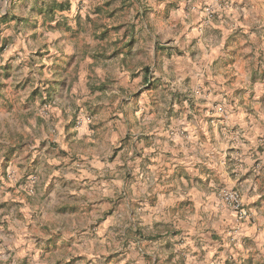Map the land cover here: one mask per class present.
<instances>
[{"label": "clouds", "instance_id": "clouds-1", "mask_svg": "<svg viewBox=\"0 0 264 264\" xmlns=\"http://www.w3.org/2000/svg\"><path fill=\"white\" fill-rule=\"evenodd\" d=\"M79 2L80 15L87 17L92 16V9L99 0ZM206 2L208 7L204 10L203 22L198 26L200 31L212 26V12L226 15V22L232 26L242 21L246 30L243 38L248 47L242 56L233 59L239 65L248 57V75L253 69L264 72V0ZM128 3L131 7L122 19L126 26L135 23L138 29H142L137 33L139 41L130 46L129 60L121 62L119 56L109 59L111 46L106 40L89 39L86 42L88 46L81 48L78 41L61 31L55 35L64 36V39L50 45L49 58L43 61L49 67L41 73V61L37 59L31 69L33 82L27 89L16 91L11 87L29 75V68L25 67L14 81L8 82L10 87L0 92V165L3 164L4 151L22 140L27 142V150L32 153L30 159L39 156L45 165L43 168L35 167L38 175L28 178L26 191L32 205V227L27 228V219H15L19 209L14 208L8 214L12 216L10 223L14 222L19 231L12 236L0 237L4 239V244L0 245V261L3 264L9 261L18 264L23 255L16 247L17 238L21 235L30 245L29 264H42L38 259L40 256H44L47 264H56L57 259L67 260L75 252L69 250L48 257L41 252L45 240L40 239V247L36 246L39 237L59 232L63 233L61 240H67L72 233L78 234L77 241L84 239L83 250L94 253L93 264H105V249L120 252L118 264H225V260L229 259L234 264H241L240 258L249 256L253 264H264V200L251 205V201L264 196V151H258L264 149V131L260 132V138L255 132L256 127L264 128V119H260L257 113L255 119L250 117L247 124L242 123L239 136L231 138L233 145L240 150L228 153L230 138L223 132L218 134L217 129L232 121L226 119L205 123L206 114L201 103L202 100L223 101L225 96L229 100H236L231 95L233 85L225 81L223 69L224 61L232 55L231 49L225 48L223 38L205 41L207 47H214L223 58L220 63H213L214 56L204 58L196 45H189L185 39L182 44L186 55L193 51L196 55L192 62L185 59V70L178 74L172 70L175 67L173 61L162 57L154 61L152 56L154 44L169 47L165 37L171 30L163 14L167 0L158 5L152 0H128ZM9 4L10 0H4L0 16L5 15ZM148 4L154 9L149 13L148 21L141 23L135 20L137 12H142ZM188 8L190 20L193 13L199 15L198 4L194 6L189 2ZM171 15L174 16L175 12ZM74 17L75 14L67 16V26L78 31V22ZM80 23L86 26L91 37L97 31L99 21L93 17V24H88L86 19ZM9 34L3 32L0 39ZM172 34L179 38L177 33ZM48 39H52L51 33ZM17 44L21 45L20 38H17ZM98 52L105 55L90 64L88 57ZM8 54L5 51L4 61H7ZM57 57L61 62L58 74L51 67ZM23 58L27 59L26 53ZM76 61L80 63L74 70ZM85 66L89 68L87 80L82 77ZM145 67L149 69L148 78L152 84L150 88L142 89L141 95L143 92L148 95L143 96V103H137V98L129 97L140 87V80L145 77ZM128 72L139 73V79L129 84ZM186 76L191 77V83H182ZM59 79H63V86L53 92L50 81ZM201 81L209 87L205 88ZM162 84L166 87H162ZM241 87L250 91L254 89L248 78L241 81ZM261 87L264 88V85ZM36 88H39V92L29 100V94ZM210 92L213 95L210 96ZM122 99L127 100L126 105L121 104ZM83 100L87 104H82ZM188 101H191V105ZM49 104L58 111L48 108ZM93 105L103 106L105 112L94 145L89 144V137L81 130L84 116L90 118L94 127L98 124L100 118L94 116L93 112H99L101 108L85 111ZM149 110L156 113L153 121L144 119ZM121 112L124 113L122 117L119 116ZM108 113H116L117 118H109ZM149 132L152 135H148ZM125 135L130 139L123 140V147L116 157L123 161L130 174L122 186L113 179V165L108 164L107 160L113 148V138H123ZM45 138L49 145L52 141L57 144L50 155H45L46 148L38 149L33 143ZM209 139L212 143L208 142ZM62 150L67 152V157ZM81 155H88L89 159L80 163L71 162ZM53 156L64 162L59 172L51 161ZM97 157L105 160L102 168ZM14 161L15 154L7 168L12 181L22 174ZM256 161L259 163L256 164ZM85 168L87 171L82 172ZM250 169L252 179L258 176L259 182L241 181V177ZM52 177L58 179L52 181ZM50 181L51 186L46 189L45 185ZM65 182H68L67 186H64ZM162 192L164 195H161ZM210 192L216 194L212 203L208 200ZM90 196L107 201L118 197L114 214L119 212L120 204L127 201L130 214L109 219L102 234L95 231V217L77 216L71 224H65L64 218L72 210L58 212V205L69 201L88 203ZM93 207L98 209L99 204H93ZM225 210L226 215H222ZM104 219L101 218L100 222L103 223ZM174 229H181L179 237L168 234ZM130 232L139 235L130 236ZM214 236L220 238L214 239ZM229 236L231 239H228ZM245 237L251 240L247 246ZM221 248L223 251H219L213 259L211 253Z\"/></svg>", "mask_w": 264, "mask_h": 264}, {"label": "rangeland", "instance_id": "rangeland-1", "mask_svg": "<svg viewBox=\"0 0 264 264\" xmlns=\"http://www.w3.org/2000/svg\"><path fill=\"white\" fill-rule=\"evenodd\" d=\"M61 2H69V8L65 10H57L55 20L52 21L47 17L45 13H40L38 6L42 4V0L36 2V0H10L9 7L6 13H9V17L16 16L17 18H10L8 22L2 21L0 18V34L7 31L9 35H4L0 39V92L10 87L9 81H14V78L19 75L23 68H29V75L21 80L19 83H13L12 88L16 91H24L32 84V66L35 65L37 59L41 61L40 71L41 73L45 68H48L49 65L43 63L46 59L49 58L48 53L50 51V45H56L61 40L64 39V36H56L55 34L63 31L72 40L78 41L81 48H86L88 44L86 43L89 39L95 41H108L111 46V52L108 54V58L120 57L121 62H125L130 59L129 49L130 46L139 41L137 35L138 29L135 23H131L126 26L122 17L127 14V10L131 7L128 3V0H99L92 9V16L82 17L80 15V2L79 0H58ZM165 0H152V3L159 4L164 3ZM192 3L194 6L199 5V15L193 13V18L190 20L188 18L189 8L188 3ZM214 2L222 3L223 0H214ZM208 7V2L206 0H167L164 9V17L168 23L169 35L165 37L169 47H163L160 44L153 45L152 56L155 61L157 57H162L174 62L175 67L172 69L178 74H182L185 70V59L189 62L193 61L196 52L185 53L184 45L182 41L185 39L189 41V45H196V49L199 50L200 54L207 58L209 55H216V50L214 47H207L205 41H212L214 39L223 38L225 48H230L232 55L228 57L223 63V69L225 72V81H230L233 85L232 96L236 97V100H229L227 96L224 97L222 102H217L212 109L213 112L222 113V116L227 117L229 114L237 111V108L244 107L249 112L260 114L259 117L264 115V88L261 85H264V72H257L255 69L247 74V60L248 57H245L239 65L236 64L233 57H240L244 54V49L248 47L247 41L243 38L246 30L242 21L238 22L237 25L232 26L230 23H227V17L221 16L219 12H212L210 15L213 17L212 26L205 28L203 32L200 31L198 27L205 18V8ZM0 8H4V0H0ZM154 9L150 4L144 7L142 12H137L135 20L140 21L141 23L148 21L149 13L153 12ZM175 12V15H171L172 12ZM67 14V15H63ZM75 14V19L78 22V31H73L67 26V16ZM1 17V16H0ZM93 17H96L99 21L97 26V31L92 34L91 37L88 35V31L85 25L80 23L82 20H87L88 24H93ZM20 18V19H18ZM229 28L231 30H229ZM52 34V39H48V34ZM172 33H177L173 35ZM226 34V35H225ZM17 38H20L21 45L17 44ZM8 51L7 61H4V53ZM25 53L27 54V59H24ZM105 54L103 52H98L95 56L88 57V60L91 63H96L98 57H102ZM218 55V54H217ZM251 52H249V56ZM219 56V55H218ZM222 57H218L213 63H220ZM80 62L76 61L74 63V70L78 67ZM243 65V68L240 69ZM54 73H59L61 69L60 58L57 57L56 60L51 65ZM240 69V70H239ZM126 70V69H125ZM145 72V77L140 80V87H137V90L132 93L129 99L137 98V103H143V96H147V92H143V88H150L152 81L149 77V69L145 67L143 69ZM82 77L84 80L89 78V68L84 67L82 72ZM78 78H80L78 76ZM248 78L251 80L252 85L259 86L253 90L242 88L239 85L243 79ZM139 79V73L128 72V83L131 84L133 80ZM191 77L186 76L182 83L188 84L191 83ZM63 79L52 80L50 81V88L54 92L56 89L63 86ZM201 84L207 88L209 87L206 82L201 81ZM162 87L166 85L162 84ZM39 92V88L33 90L28 99L31 100ZM210 94V93H209ZM239 101L237 106L236 102ZM255 101V102H254ZM151 103V101H148ZM82 104H87L86 100L81 101ZM191 105V101H188ZM121 104H127L126 99L121 100ZM52 111H58L52 105H47ZM100 107L101 111L93 112L94 116L99 117V121L96 127L90 123V118L88 116L82 117L81 130L82 132L89 137V144H95V137L98 134L99 123H102L105 116L103 106L93 105L91 108L85 109V111H92V108ZM119 107V106H117ZM179 107V105H177ZM202 107H206L202 105ZM231 109L230 111L228 109ZM204 111H208V108H203ZM139 111V110H138ZM193 111L195 107L193 106ZM144 115L143 113H140ZM63 114L61 113V116ZM109 118H117L116 113H108ZM123 112L119 113V116L122 117ZM146 121H153L156 119V113L148 111L144 115ZM75 122V118L73 123ZM64 131H67V125H65ZM135 131V129H133ZM226 133L229 134L230 146L226 150L228 153H235L239 151L237 147L232 145L233 137L239 136L241 132V127L235 125L230 129H226ZM102 134V133H101ZM151 135L150 132L147 133ZM260 138V136H258ZM130 139L129 136L121 138L120 136H115L113 138L112 144L113 148L110 152L108 162L113 164V179H116L120 185H124L125 181L129 178L130 174L126 171L125 165L122 160H117V153L120 148L123 147V140ZM209 143H212V140L209 139ZM243 143V141H241ZM37 145L38 149H47L45 155L51 154V149L56 148L57 144L55 141H52L49 145L47 138L37 139L33 141ZM27 142H22L8 148L3 153V164L0 167L3 168V171L0 172V237L2 236H12L15 232L19 231L17 225L13 222L12 216L8 215L12 213V210L19 209L15 213V219L23 221L28 220L27 228L31 229L32 227V205L30 203V195L26 191L28 188V178L29 176L38 175L35 172V167H45L41 162L40 157L37 156L36 159L32 160L30 157L32 153L28 150ZM65 157H67V152L62 150ZM258 151H264V149H258ZM13 154H15V161L17 162V168L21 171V176L19 179L12 181L9 177L7 168L10 159H12ZM89 159L88 155H81L74 157L71 161L72 163H80ZM96 159L104 161L97 157ZM51 161L54 162L56 171L59 172L60 167L63 165V161L59 157H51ZM259 161H256L258 164ZM255 167V164L253 165ZM25 169L27 171H25ZM87 169H82V172H86ZM232 179H235L234 175L230 174ZM58 177H52L51 180L54 181ZM241 179H252L251 169L249 172L245 173ZM256 179H259L257 176ZM68 182H65L64 186H67ZM51 186V181L48 185H45V188ZM214 187V185H213ZM75 191V190H74ZM83 191V190H82ZM163 194V192L161 193ZM208 195L209 203H212L213 199ZM119 198L117 197L114 200H97L96 197L90 196L88 198V203H82L81 201H69L62 202L58 205L57 211H64L71 209V213L67 218H64L65 224H71L77 216L83 217H95V231L97 233L103 232L107 227V221L109 219H116L117 217L123 218L124 215L130 214L127 201L120 204L119 212L114 214V209L116 208V203ZM93 204H99V208H94ZM195 206V205H194ZM151 207V205H149ZM213 208L214 205H213ZM198 209V208H197ZM82 210V211H81ZM139 211V209H137ZM198 211V210H197ZM8 217L5 219V217ZM101 218H105L104 222L101 223ZM86 231V229H85ZM169 235L179 237L181 234V229H174L172 232L168 233ZM76 233H72L68 236L67 240H61L63 233L54 232L51 235L45 234L38 238L36 246L40 247L39 240H45V245L41 248V252L46 256L51 257L57 253H66L71 250L75 252V255H71L67 260L57 259L56 264H93L94 253L89 254L87 251L83 250L85 246V240L80 239L77 241ZM129 235H139V233L130 232ZM4 244V239H0V245ZM17 249L23 253L19 258L18 264H29V255L28 250H30V245L28 244L27 239L21 235L17 238ZM120 252L116 250L105 249V254L103 259L105 264H118V258ZM41 260L42 264H47V261L44 259V256L38 257ZM0 264H3L0 261ZM8 264H11L9 261ZM228 264V262H227ZM234 264V263H230ZM247 264V259L245 263Z\"/></svg>", "mask_w": 264, "mask_h": 264}, {"label": "crops", "instance_id": "crops-1", "mask_svg": "<svg viewBox=\"0 0 264 264\" xmlns=\"http://www.w3.org/2000/svg\"><path fill=\"white\" fill-rule=\"evenodd\" d=\"M241 26H243V24H242ZM213 56L215 57L214 60H213V62H214L215 60H217V58H218L219 56H218L217 54H216V55H213ZM242 68H243V65H242V67H241L240 69H242ZM240 69H239V70H240ZM251 83H252V82H251ZM207 85H208V84H207ZM239 85H241V82H239ZM208 86H209V85H208ZM253 86H254V84H253ZM242 88H243V87H242ZM255 88H257V90H259L258 88H260V87H259V86H254V89H255ZM209 95L211 96V95H213V93L210 92ZM223 100H224V99H223ZM217 102H222V101H219V100L211 101V102H209L208 100H202V101H201L202 105L206 106V107H203V108H208V111H204L205 114H206V120H205V123H208V122H215V121H217V120H219V121H225L226 119H230V120L232 121V123H225V124L220 125V126L218 127V129H217L218 134H219L220 132H223V134H224L225 136H228V137H229V134L226 133V132H227V131H226L227 128L230 129L231 127H234L235 125H239V126L241 127V124H242V123H243V124H247V123H248L250 117H253V119L256 118V115H257L256 113H254V115H253L252 112H249V111H248L246 108H244V107H239V108H237V111L233 112V114H229L227 117H224L225 115L222 116V113L220 114V113H218V112L215 113V112L212 111V109L214 108V105H215ZM236 104H237V102H236ZM259 115H260V114H259ZM259 118H260V119H264V115L261 116V117H259ZM261 131H264V128H261V127H256V128H255V132H256L257 138H258V136H259V134H260ZM150 134L152 135L151 132H150ZM229 142H230V141H229ZM229 144H230V143H229ZM241 144H242L243 146H246V144L244 143V141H243V143L241 142ZM232 145H233V144H232ZM97 160H98V159H97ZM98 162H99V165H100L101 168L105 165V160H104L103 162H102V160H101V161L98 160ZM107 163L113 165L112 163H110V162H108V161H107ZM243 180H248L249 182H253V183L259 182V179H255V180H253V179H241V181H243ZM209 194H211L210 196H211V198H212L213 201H214L215 198H216V194H215V192H210ZM209 194H208V195H209ZM161 195H164V193L161 194ZM190 195H192V194H190ZM260 200H264V196L257 197L256 200L251 201V205H255V204H257ZM213 205H214V204H213ZM214 207H216V206L214 205ZM197 210H198V209H197ZM222 215H226V210H225V212L222 213ZM219 238H220L219 236H214V239H219ZM228 239H231V237L229 236ZM245 241H246V245H245V246H247V244H250V243H251V240H250L248 237H245ZM219 251H223V248L218 249V250H216V251H213V252L211 253L213 259L216 258V255L218 254ZM240 259H241V264H244L246 259H247V264H253V259H252L251 256H249L248 258L241 257ZM227 262H228V264H230V263H234V262L231 261L230 259H229V260H225V264H227Z\"/></svg>", "mask_w": 264, "mask_h": 264}, {"label": "trees", "instance_id": "trees-1", "mask_svg": "<svg viewBox=\"0 0 264 264\" xmlns=\"http://www.w3.org/2000/svg\"><path fill=\"white\" fill-rule=\"evenodd\" d=\"M39 0H36L38 2ZM69 8V2H61L58 0H42V4L38 6L40 13H45L49 19L55 20L57 10H65ZM2 21L8 22L10 18H17L16 16L9 17V13L0 17ZM20 19V18H18Z\"/></svg>", "mask_w": 264, "mask_h": 264}]
</instances>
